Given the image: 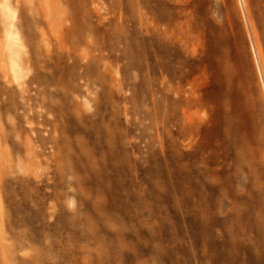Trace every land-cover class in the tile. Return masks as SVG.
I'll list each match as a JSON object with an SVG mask.
<instances>
[{
    "label": "rangeland",
    "instance_id": "1",
    "mask_svg": "<svg viewBox=\"0 0 264 264\" xmlns=\"http://www.w3.org/2000/svg\"><path fill=\"white\" fill-rule=\"evenodd\" d=\"M173 3L194 76L207 64L198 84L210 105L207 172L195 186L186 181L190 160L172 159L189 150L188 141L180 138L175 152L172 130L161 134L148 114L144 93L161 74L142 38L123 29L127 16L138 19L124 0L88 4L101 37L85 29L82 61L94 69L79 67L78 76L53 68L56 54L65 55V68L72 58L43 0H0V264H264V225L257 227L264 221V0ZM30 32L50 66L28 67ZM32 75L54 79L27 83ZM77 85L88 115L96 117L98 103L126 128L128 159L119 171L77 159L82 135L69 109ZM227 97L234 124L221 108ZM44 103L64 107L63 120Z\"/></svg>",
    "mask_w": 264,
    "mask_h": 264
},
{
    "label": "bare ground",
    "instance_id": "2",
    "mask_svg": "<svg viewBox=\"0 0 264 264\" xmlns=\"http://www.w3.org/2000/svg\"><path fill=\"white\" fill-rule=\"evenodd\" d=\"M124 1L127 3L126 12L133 18H135L133 15L137 14L138 19L131 20L127 16L126 21L121 23L123 29L125 28L126 33L134 37L137 43L140 42L139 37L142 38L141 44L144 43L146 46L145 56L154 59L153 65L156 69L154 71L161 74V78L159 77V80L155 83H150V88L147 89L148 92L144 93L146 96L147 93L149 94L150 103L152 104L148 114L156 120L157 128L161 134L163 132L170 134L172 130L170 134L172 138L168 143L175 152H180V138L188 141L189 150L178 156H173L172 159L190 160V164L186 169V181L195 186L205 178L207 172L208 159L205 153L208 141L205 122L210 105L206 91L203 90V86L198 85L207 77V64L202 60L198 67L199 72L194 76L193 69L190 67L192 63L189 58L182 54L178 43L177 13L174 10L173 0ZM66 2L67 8L62 5L60 0H43L46 12L54 23L53 30L57 40L70 49L69 56L72 58L69 68H65L62 66L65 55L56 54L57 60L55 64L53 63V68L57 72L63 70L71 76L76 73L78 76V68L83 66L91 73L94 67L91 63H83L80 44L85 41V29H90L95 33L96 38L101 37L99 27L95 26L90 16H88V8H90L88 4L91 2L95 6V0H66ZM262 12L264 13V8ZM129 21L132 23H127ZM144 34H146V37ZM47 35L46 31L45 37L48 38ZM28 36L32 39L27 44L30 47L26 56L28 67L50 66L49 60L52 57L43 54L41 44L35 41L37 34L30 32ZM108 36L111 41L115 39V33L113 32H106L105 38ZM94 44L96 45V43ZM90 48L92 47L86 48L88 54L93 50ZM53 79L54 77L43 79L32 75L26 82L42 83L45 80L52 81ZM104 84L102 85L103 93L110 95L111 90L105 88L107 86ZM78 89L79 86L77 85V102L69 103L68 96L63 95V98L68 100L69 109L72 108L73 111L77 112V133L82 135L77 138V159H100L104 168L119 171L122 168L120 159H128L125 144L126 128L116 112L109 111L106 114V112L101 111L98 103L95 108L96 117L88 115L79 99ZM224 94L227 95V93ZM228 99V97L223 99L221 108L226 118L225 121L234 124L235 118H232L234 113L230 109L231 102ZM44 106L47 111H53L57 117L63 120L64 107L54 108L51 105H45V103ZM226 133H223L224 139L228 137ZM151 154H155L152 149ZM164 159H168L167 156ZM176 174L180 173L177 172ZM262 225H264V221L258 219V229L263 227ZM258 236L260 238L264 237V231L258 230Z\"/></svg>",
    "mask_w": 264,
    "mask_h": 264
}]
</instances>
